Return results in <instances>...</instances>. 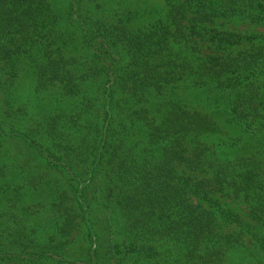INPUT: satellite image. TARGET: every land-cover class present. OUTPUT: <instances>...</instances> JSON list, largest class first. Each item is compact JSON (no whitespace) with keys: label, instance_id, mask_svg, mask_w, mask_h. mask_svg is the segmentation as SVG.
<instances>
[{"label":"trees","instance_id":"trees-1","mask_svg":"<svg viewBox=\"0 0 264 264\" xmlns=\"http://www.w3.org/2000/svg\"><path fill=\"white\" fill-rule=\"evenodd\" d=\"M132 4L0 0V264H264V0Z\"/></svg>","mask_w":264,"mask_h":264},{"label":"rangeland","instance_id":"rangeland-1","mask_svg":"<svg viewBox=\"0 0 264 264\" xmlns=\"http://www.w3.org/2000/svg\"><path fill=\"white\" fill-rule=\"evenodd\" d=\"M121 2H132V5H139L141 4V9L142 11H145L147 14V10H152L156 5H163L165 0H120ZM119 0H100L101 7L96 10V12L101 15L102 17H107L108 19L113 15L112 14V9L117 8V3ZM147 9V10H146ZM111 19V18H110ZM226 27L229 29L233 30H252V31H264V26L260 25H251L249 23H242L240 21H233V22H226L225 24ZM31 78L26 76L21 83V86L16 93V95L13 97L11 96L12 101L14 103V106L19 107L21 106V110H12L13 114L9 113L7 117L9 118L10 121L20 124L22 129H26L25 127L29 126L32 123V118L37 119L39 114L42 112V106L44 104L43 96L41 95L37 98V95L32 92V86H31ZM189 89L181 90L179 94V98H182L184 101L189 103ZM16 101V102H15ZM11 103V105L13 104ZM10 104H6L3 100H0V110L4 112V110L10 108ZM1 112V113H2ZM5 115V114H3ZM6 117V115H5ZM231 131V134L234 135L236 138H241V142L243 143L247 140V138L250 136V134L245 133L243 131H240L238 129H235L234 126L230 125L226 127ZM264 135V133H258L256 136L257 139L261 138V136ZM255 137V138H256ZM239 143V144H240ZM12 152V150H11ZM34 195H28L27 201L32 203L34 200ZM1 198V197H0ZM224 201L230 203L231 207L235 209L236 211H239V213L244 216L245 218L249 219L247 216L246 208L244 205H242L240 202L232 203L231 201L227 198H222ZM0 207H1V202H0ZM250 248V247H249ZM251 249V248H250ZM248 255L255 261H259L260 256H258L257 249H253V252L245 251L243 254L239 252H233L232 253V259L230 261V264H234L239 262V259L243 258V255ZM253 254L254 256H251ZM262 258V257H261Z\"/></svg>","mask_w":264,"mask_h":264}]
</instances>
